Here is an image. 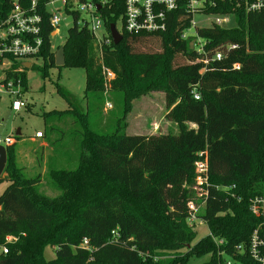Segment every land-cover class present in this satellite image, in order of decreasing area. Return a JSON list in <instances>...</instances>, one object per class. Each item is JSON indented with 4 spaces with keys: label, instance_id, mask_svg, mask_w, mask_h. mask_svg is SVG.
Listing matches in <instances>:
<instances>
[{
    "label": "trees",
    "instance_id": "1",
    "mask_svg": "<svg viewBox=\"0 0 264 264\" xmlns=\"http://www.w3.org/2000/svg\"><path fill=\"white\" fill-rule=\"evenodd\" d=\"M15 1L30 2L0 0V19ZM48 1L40 0L42 66L25 68L14 60L6 71L7 80L20 78L25 91V72L33 69L46 78L56 66L60 46L51 43L53 28L44 7ZM92 1L104 2L98 13L112 38L110 25L124 22V0ZM210 10L232 12L236 25L198 30L209 57L215 49L236 47L209 64L191 37L181 38L176 23L161 33L122 29L119 44L112 40L99 47L90 29L78 24L79 12L68 10L74 24L63 43L64 66L85 69L86 96L98 90L120 91L126 113L131 98L145 90L163 91L171 108L167 117L179 123L180 131L128 135L119 124L111 133L97 132L91 127L95 109L90 101L84 109L59 88L68 107L44 114V133L56 130L53 117L72 116L81 136L79 162L73 169H50L61 193L48 196L38 190L41 177L27 176L17 164L16 143L6 147L0 174V184L8 182L0 194V248L6 245L8 252L0 250V264H186L190 257L204 255L210 259L203 264H218L223 251L239 255L235 247L249 242L258 222L250 199L264 196V10L247 11L237 0H219ZM149 39L160 42L161 50L138 51V42ZM179 56L186 62L178 64ZM103 68L114 74L111 80ZM197 161L207 167L208 183L203 185L208 196L199 216L210 233L194 242L187 203L190 186L197 184ZM8 235L14 237L10 242ZM47 246L54 248V258H46Z\"/></svg>",
    "mask_w": 264,
    "mask_h": 264
},
{
    "label": "rangeland",
    "instance_id": "2",
    "mask_svg": "<svg viewBox=\"0 0 264 264\" xmlns=\"http://www.w3.org/2000/svg\"><path fill=\"white\" fill-rule=\"evenodd\" d=\"M61 8L59 16L61 22L58 32L51 36L52 46H63L68 29L73 26L74 18L67 13L61 3L54 6H48L49 11L54 8ZM81 18L91 20L89 13L81 12ZM196 21L198 26H204L209 20L204 15H197ZM236 25V21H232L231 27ZM117 29L122 32V21L119 20L116 25ZM101 34H109L104 28L100 30ZM191 34L196 33V29L192 28ZM59 47V48H60ZM137 50L141 52H157L161 50L160 42L149 39L138 42ZM178 64L186 62L181 56L178 57ZM9 61L8 59H6ZM32 64L42 66L41 57L31 59ZM31 64V66H32ZM2 68L0 66V77L2 76ZM27 83V89L23 95L24 106L20 112L11 110V97L2 89L0 90V137L4 139L6 136L17 137L16 130L20 129L21 136L16 139L15 159L17 164L24 168V172L29 177L40 176L41 184L38 190L42 194L48 196H57L61 193L50 175V169L66 168L73 169L79 162L80 141L81 136L78 127L73 123L72 116L53 117L51 122L56 126V130L52 134L35 141L30 136L35 135L37 131L46 129L45 116L46 112L52 110H64L68 107V102L61 95L59 88H62L70 94L78 102L82 108L87 109V103L90 101L92 108L95 110L90 116L91 127L97 132L106 134L113 132L119 124L128 135H160V134H178L180 131L179 123L172 117H167L171 110L167 106L166 96L163 91L145 90L139 95L133 97L127 106L124 95L120 91H102L98 90L94 96L90 93L88 97L85 92L86 71L81 67L71 66H55L49 68L48 75L43 78L39 71L30 69L24 73ZM88 98V100H87ZM112 103V108L104 110L106 102ZM188 128H194L195 125L187 123ZM53 143V144H50ZM49 144V146H46ZM197 173L200 167L197 165ZM8 182L4 181L0 184V194L7 187ZM190 186V185H189ZM192 188L191 198L197 201V191L194 186ZM194 190V192H193ZM202 206L199 212H203ZM196 237L194 242L204 236H207L209 228L206 223L195 220L193 225ZM16 239V238H15ZM45 256L47 259L55 257L54 248L47 246L45 248ZM210 259V255L201 257H190L186 264H203ZM241 264L233 255L222 254L221 261L218 264Z\"/></svg>",
    "mask_w": 264,
    "mask_h": 264
},
{
    "label": "built area",
    "instance_id": "3",
    "mask_svg": "<svg viewBox=\"0 0 264 264\" xmlns=\"http://www.w3.org/2000/svg\"><path fill=\"white\" fill-rule=\"evenodd\" d=\"M218 2L219 0H124L125 11L122 29L130 34L161 33L166 32L176 23L177 30L182 28L181 38L188 39L191 37V44L195 46L198 52L206 54L203 61L205 64H209L212 60H220L225 55V50L236 47L235 44H230L215 49L210 52L212 56L209 57V53L204 47L207 42L198 35V30L204 27L231 28L229 25L233 20L235 21V15L232 12L215 13L210 10L217 7ZM57 3H61L67 13L69 11H78L79 15L81 12L89 13L91 20L81 18L80 15L78 24H84L90 29L99 47L110 44L112 38L107 34L100 33V30L104 27L97 6H102L104 2L99 5L92 0H49L46 2L44 7L50 13L49 24L53 28L51 36L58 32L61 22V16H59L61 8L58 7L54 8L53 11H49L47 7L54 6ZM237 4L247 11L264 10V0H237ZM40 7V0H30L27 5L15 1L8 15L0 19V66H3V74L0 77V90L3 89L11 97L10 107L13 112H20L24 106L23 95L25 90L20 78L16 81L13 79L7 80L6 71L11 68L14 60L21 61L23 66V62L35 59L40 54L43 47L41 33L44 23V16L40 12ZM197 15L206 16L209 23L201 27L198 26ZM192 28L196 29V33H190ZM234 66L239 68L238 64ZM103 74L108 80L114 77V74L108 69L103 68ZM194 97L199 99L200 96L197 92H194ZM111 108L112 103L107 101L104 110ZM35 137H43V132L37 131ZM14 141L13 136H6L4 139L0 137V145L5 147ZM197 165L200 167L199 174L197 173V184L194 186L198 195L196 197L197 201L195 198H190L187 203L189 211L187 220L191 226L194 225L195 220L204 222L199 216V210L202 206L205 207L208 196V192L203 185L208 183L206 163L197 161L196 171L198 170ZM250 211L258 220L257 225L251 233L249 242L246 245L239 244L235 247V252L239 255L235 254L234 257L241 264H249L248 261L253 264H264V196L257 195L250 199ZM13 239L12 235H8L6 242ZM216 241L220 244L223 243V240L216 239ZM84 244H87V241H84ZM0 250L7 253L8 247L3 245ZM225 253V251L221 252V257Z\"/></svg>",
    "mask_w": 264,
    "mask_h": 264
},
{
    "label": "water",
    "instance_id": "4",
    "mask_svg": "<svg viewBox=\"0 0 264 264\" xmlns=\"http://www.w3.org/2000/svg\"><path fill=\"white\" fill-rule=\"evenodd\" d=\"M97 7H98V9L100 8L99 6H97ZM110 33H111V37H112L114 44H119L122 40V34L118 31L115 24L110 25ZM55 64H56V66H62L65 64L63 46H61L55 53ZM23 66L25 68H30L31 62H27V61L23 62ZM16 135H18V136L21 135L20 129L16 130ZM6 161H7L6 147L3 145H0V174H2L4 171Z\"/></svg>",
    "mask_w": 264,
    "mask_h": 264
},
{
    "label": "crops",
    "instance_id": "5",
    "mask_svg": "<svg viewBox=\"0 0 264 264\" xmlns=\"http://www.w3.org/2000/svg\"><path fill=\"white\" fill-rule=\"evenodd\" d=\"M44 131H45V130H44ZM44 131H41V132H44ZM21 134H22V133H21ZM35 134H36V133H35ZM40 138H42V137H40ZM40 138H36L35 135L30 136V139L33 140V141H35V140H37V139H40ZM46 146H49V144H46Z\"/></svg>",
    "mask_w": 264,
    "mask_h": 264
}]
</instances>
